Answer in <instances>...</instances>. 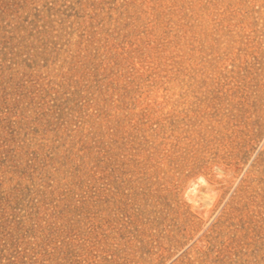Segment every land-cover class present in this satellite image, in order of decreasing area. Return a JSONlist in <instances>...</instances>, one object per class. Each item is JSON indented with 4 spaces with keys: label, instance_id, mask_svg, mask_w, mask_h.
Wrapping results in <instances>:
<instances>
[{
    "label": "rangeland",
    "instance_id": "obj_1",
    "mask_svg": "<svg viewBox=\"0 0 264 264\" xmlns=\"http://www.w3.org/2000/svg\"><path fill=\"white\" fill-rule=\"evenodd\" d=\"M0 264H264V0H0Z\"/></svg>",
    "mask_w": 264,
    "mask_h": 264
}]
</instances>
